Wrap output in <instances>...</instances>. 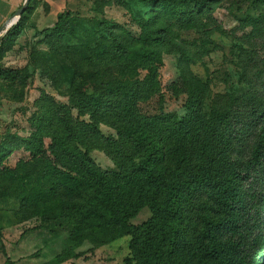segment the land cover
Masks as SVG:
<instances>
[{
  "label": "trees",
  "instance_id": "16d2710c",
  "mask_svg": "<svg viewBox=\"0 0 264 264\" xmlns=\"http://www.w3.org/2000/svg\"><path fill=\"white\" fill-rule=\"evenodd\" d=\"M139 1L151 13L132 19L137 33L70 11L45 30L52 56L70 64L71 105L43 94L28 137L5 134L0 120V197L16 199L26 216L67 227L69 246L50 264L75 256L86 240L101 245L126 235L135 264H264V96H249L239 110H205L208 83L190 70L177 41L176 28L205 35L222 0ZM256 3L262 12L243 24L264 47V0ZM25 16L0 38V93L26 78L23 68L1 64ZM165 52L178 54L170 88L186 96L184 113L146 115L139 104L161 92ZM101 124L116 136L103 135ZM18 148L28 158L5 166ZM95 149L113 170L97 165ZM144 207L150 216L132 224Z\"/></svg>",
  "mask_w": 264,
  "mask_h": 264
},
{
  "label": "rangeland",
  "instance_id": "374dc122",
  "mask_svg": "<svg viewBox=\"0 0 264 264\" xmlns=\"http://www.w3.org/2000/svg\"><path fill=\"white\" fill-rule=\"evenodd\" d=\"M23 1H19L17 9ZM64 11L90 19L105 17L137 33L139 28L132 19L148 18L151 8L139 0H33L31 8L23 12L26 16L22 30L13 36L1 59L4 67L23 68L26 72L23 84L1 86L0 120L5 134L30 135L29 118L43 94L71 105L65 80L70 64L53 57L44 40L45 30ZM260 12L256 0L220 1L212 13L214 20L205 30L212 42L195 28H176L177 41L186 48V64L208 83L205 110L233 104L239 110L249 107L250 97L256 101L257 95L264 96V47L249 35L250 26L243 24L246 15L256 16ZM11 16L0 17V27ZM177 60V53H163L159 68L161 92L139 104L143 114L184 113L186 96L176 95L170 88L178 77ZM72 113L75 116L76 110L72 109ZM100 130L105 136H116L115 130L107 125L101 124ZM90 155L101 169H114L102 150L95 149ZM27 158L28 152L18 148L10 153L4 165L14 167L19 160ZM149 216V209L144 207L130 222L138 225ZM68 236L66 226L26 216L16 199L0 197V264L7 259L14 264H50L69 246ZM129 240L127 235L101 245L86 240L74 250L75 256L60 264H135Z\"/></svg>",
  "mask_w": 264,
  "mask_h": 264
},
{
  "label": "water",
  "instance_id": "95a60500",
  "mask_svg": "<svg viewBox=\"0 0 264 264\" xmlns=\"http://www.w3.org/2000/svg\"><path fill=\"white\" fill-rule=\"evenodd\" d=\"M29 1L30 0H24L23 4L18 9H16L14 13L12 14V16L9 17L7 21L0 27V36L2 33H6L9 30V28L18 21L21 14L26 10L29 4ZM15 16L17 17V19L12 22L11 19Z\"/></svg>",
  "mask_w": 264,
  "mask_h": 264
},
{
  "label": "crops",
  "instance_id": "0c3cea01",
  "mask_svg": "<svg viewBox=\"0 0 264 264\" xmlns=\"http://www.w3.org/2000/svg\"><path fill=\"white\" fill-rule=\"evenodd\" d=\"M20 0H0V17L6 18L14 13Z\"/></svg>",
  "mask_w": 264,
  "mask_h": 264
},
{
  "label": "bare ground",
  "instance_id": "6f19581e",
  "mask_svg": "<svg viewBox=\"0 0 264 264\" xmlns=\"http://www.w3.org/2000/svg\"><path fill=\"white\" fill-rule=\"evenodd\" d=\"M17 19V17L15 16V17H13L12 19H11V21L13 22V21H15Z\"/></svg>",
  "mask_w": 264,
  "mask_h": 264
}]
</instances>
